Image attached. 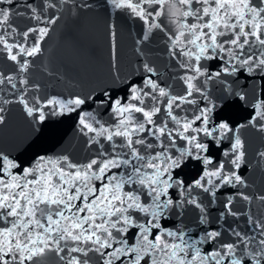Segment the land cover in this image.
I'll return each instance as SVG.
<instances>
[{"label": "snow or ice", "instance_id": "6c2138e0", "mask_svg": "<svg viewBox=\"0 0 264 264\" xmlns=\"http://www.w3.org/2000/svg\"><path fill=\"white\" fill-rule=\"evenodd\" d=\"M45 2L47 6L55 7L50 4V0ZM110 2L116 9L127 8L148 21L149 17L162 15L161 11H149V8L152 5L162 8L167 0ZM7 3L11 4L12 0H7ZM176 3L183 6L184 10L178 8L173 15L197 21L188 23L185 20L180 24L182 30L170 36L171 44L182 48L180 54L194 61L190 64L181 63V67L187 69L181 77L187 88L185 95H171L149 75L144 79V87L138 84L130 86L128 100L135 103L122 102L120 98L104 100L103 97H97L101 104L110 106V111L117 118L116 122L107 126L94 117L90 121L92 114L84 113L79 124L84 135L95 134L89 143L98 142L96 137H103L110 142L112 155L102 151L101 155L107 157L103 160L97 157L86 164H75L67 156L47 160L39 157L34 167H26L14 173L12 170L19 165L0 154V220L10 225L0 227V264H25V261L39 264L35 258H42L52 250L49 241H52L55 251L59 253L62 251L59 242L69 239L91 243L94 247L71 248V252L82 253L84 258L72 256L68 264H89L88 251L98 253L102 257V264H223L226 257H232L230 264H242V258L233 256V253L239 244L245 241L251 243L252 237L242 236L240 232L232 230V234L237 237L236 242L202 252L197 246L203 243L202 239H194L183 229H166L161 221L167 218L168 210L186 204L203 212L202 203L193 195L194 189L215 196V190L222 185L244 183L236 171L227 172L226 162L221 160L214 168L205 167L202 174L185 187L184 180L176 172L185 159H195L205 166L213 164V159L207 154L210 143H201V134L210 138L211 142L217 140V133L223 138L233 130L227 121L210 126V114L216 107L213 101H209L210 107H201L193 119L179 117L173 109H179L185 103L195 104L196 101L190 99L194 92L208 99L202 87L196 83L201 76L206 77L207 83L222 75L232 76L245 70L251 74L264 70V0L258 3H254V0H176ZM32 11L36 9L32 7ZM0 16L3 17L0 23L7 22L9 11L0 10ZM160 27L159 23H151L149 31ZM35 31L37 29L30 28L23 35L27 37ZM38 31L42 40L48 29L40 28ZM226 36L230 38L221 39ZM0 44L7 48L9 58L16 61L19 53L11 54L14 45L8 44L3 36H0ZM39 51L38 42L30 50L20 47V52L27 56H34ZM218 53L226 54L227 58L218 57ZM216 58L223 61L217 71L208 73L202 68V59ZM26 67L25 61L21 69ZM144 70L149 74L155 72L147 64ZM6 79L11 82L12 78ZM145 88L151 91H145ZM226 88L231 92L230 85ZM157 91L159 97H167L164 105L166 116L159 123L154 119L161 113V102L155 94ZM235 95L240 100L246 99L243 93ZM145 98L156 101V104L147 106ZM19 102L24 105L29 116L39 113V121L42 122L46 118L42 110L45 106L58 107L60 112H73L85 104V99L78 96L66 100L52 98L46 102L37 99L35 105L30 106L21 97ZM252 107L253 114L249 123L264 119V98L257 99ZM137 113L142 119L135 115ZM2 120L0 116V122ZM170 122L175 127L169 128ZM196 122H200L199 127H194ZM261 127L264 128V125ZM143 133L146 135L140 136ZM115 137L123 138V143H116ZM149 138L156 143L149 142ZM177 138L189 145L186 149H180L178 154L172 151L176 148ZM125 148L127 152L123 151ZM242 149V141L236 135L230 150L223 153L226 157L229 152L234 155L231 164L235 169L241 167L244 156ZM261 155L264 156V153ZM113 169L118 171L114 172ZM126 187L131 190L125 191ZM173 189H179V199H173ZM243 198L248 199L246 196ZM231 203L232 199L229 198L225 208L230 214L236 215L231 213ZM136 214L143 216L141 218ZM223 216L224 213H221ZM98 220L101 222L98 223ZM204 222L205 218L202 217L201 223ZM256 226L262 237L258 241L259 249L254 253L246 252L245 255L259 257L255 264H261L264 260V224L257 223ZM132 229L136 231L132 233L130 243L128 234ZM53 233L57 236L53 237ZM219 235V232L211 231L205 239L215 240ZM168 238L179 240L180 243L170 242ZM225 248L227 251H222ZM60 258L64 259L63 256Z\"/></svg>", "mask_w": 264, "mask_h": 264}, {"label": "water", "instance_id": "95a60500", "mask_svg": "<svg viewBox=\"0 0 264 264\" xmlns=\"http://www.w3.org/2000/svg\"><path fill=\"white\" fill-rule=\"evenodd\" d=\"M258 2L259 0H254V3ZM50 4L55 7L47 6L45 0H12L11 4H8L7 0H0V10L9 11L8 21L0 23V36H3L8 44L14 45L11 54L19 53L17 60L13 61L9 58L7 48L0 44V80H3L0 83V109H3L0 111V116L3 117L0 122V154L19 165L12 170L14 173L21 172L26 167H34L39 157L47 160L67 156L75 164H86L97 157L106 159L101 152L112 155L110 142L103 137H96L98 142L89 143L95 134L84 135L79 124L84 113L92 114L90 121L94 117L107 126L116 122L117 118L110 111V106L101 104L97 97H103L104 100L120 98L122 102L135 103L128 100L129 88L132 84L144 87V79L149 75L171 95L183 96L187 88L181 77L187 69L181 67V63H194L180 54V46L171 44L170 36H175L182 30L181 23L185 20L188 23L197 22L193 18L173 15L178 8L184 10L176 0H167L162 8L152 5L149 11L159 10L162 15L149 17L148 21L127 8L116 9L110 0H50ZM29 5L36 11L33 12ZM2 19L0 16V20ZM151 23H159L161 27L149 31ZM30 28L37 31L25 37L23 33ZM40 28L48 29L42 40L38 31ZM229 38L230 36H226L221 39ZM37 42L40 51L34 56L20 52L21 46L30 50ZM217 56L227 58L224 53H218ZM25 61L27 67L22 70L21 64ZM222 63L219 58L200 61L202 68L208 73L217 71ZM145 64L155 70L154 74L145 72ZM8 77L12 78L11 82L6 79ZM205 79L206 77L201 76L196 83L202 87L208 99H203L200 93L194 92L190 99L196 103L182 104L179 109H173L174 113L182 118L193 119L199 114L201 107H210L209 101H213L216 107L210 114V126L227 121L233 131L223 138L217 133V140L211 142L210 138L201 134L200 142L210 143L207 154L213 159V164L205 166L195 159H185L176 172L187 187L202 174L205 167L214 168L223 160L226 162L227 172L236 171L244 183L222 185L215 190V196L201 189H194L193 195L202 203L204 211L186 204L168 210L167 218L161 223L166 229H183L194 239H202L203 243L197 245L202 252L236 242L237 237L232 234V230L240 232L242 236L252 237L251 243L245 241L239 244L233 256L242 258V264H255L260 258L246 256L245 253H254L259 249L258 241L262 237L259 236L260 229L256 225L264 224V156L261 155L264 153V128L261 127L264 125V119H258L255 123H249V120L253 114L252 105L257 99L264 98V70L251 74L245 70L232 76L222 75L207 83ZM228 85L231 92L226 88ZM145 91L151 89L145 88ZM236 93L245 94L246 99L240 100ZM155 94L161 102V113L154 117L159 123L166 116L164 105L167 103V97H159L158 91ZM77 96L84 98L85 104L76 111L60 112L58 107L45 106L42 110L46 118L42 122L39 121V113L29 116L24 105L19 102L23 97L30 106H34L37 99L46 102L52 98L66 100ZM145 103L151 107L156 101L145 98ZM135 115L142 119L140 114ZM199 126L200 122L194 125ZM173 127L174 123L170 122L169 128ZM144 135L146 133L140 134ZM236 135L242 141L244 153L239 169H235L231 164L234 159L231 152L227 157L223 155L225 151L230 150ZM114 139L118 144L123 143L121 137ZM149 142L156 143L152 138H149ZM188 147L186 141L177 138L176 148L172 151L178 154L180 149ZM123 151L128 150L125 148ZM129 190L131 189L125 188V191ZM171 191L173 199H179V189ZM245 196L248 197L247 200L243 198ZM229 198L232 199L229 205L231 213L236 215L230 214L225 208ZM221 213H224L223 217ZM136 215L141 218L143 216ZM202 217L205 218L204 223H201ZM41 219L44 222L43 218ZM5 226L10 225L5 220H0V227ZM135 231L132 229L128 234L130 243ZM211 231H217L220 235L215 240L205 239L206 234ZM52 235L57 236L56 233ZM168 239L170 242L180 243L179 240ZM49 243L52 250L42 258H35L39 264H68L72 256L84 258L82 253L71 252V248L94 247L91 243H79L69 239L59 242L62 251L57 253L52 241ZM61 256L64 259H61ZM231 258L226 257L223 264H230ZM87 259L89 264H102V257L94 251H88ZM25 264L35 262L25 261ZM261 264H264V260Z\"/></svg>", "mask_w": 264, "mask_h": 264}]
</instances>
